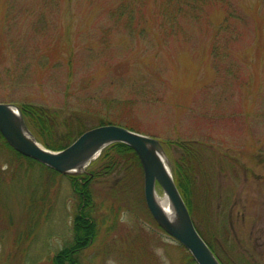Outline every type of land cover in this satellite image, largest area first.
<instances>
[{
  "label": "rangeland",
  "instance_id": "rangeland-1",
  "mask_svg": "<svg viewBox=\"0 0 264 264\" xmlns=\"http://www.w3.org/2000/svg\"><path fill=\"white\" fill-rule=\"evenodd\" d=\"M121 1L0 0V103L47 111L67 145L110 124L157 138L173 172L184 157L191 218L221 259L264 264V0ZM9 146L0 264H53L81 211L73 179ZM108 160L86 168L99 230L79 264H187L150 213L143 167Z\"/></svg>",
  "mask_w": 264,
  "mask_h": 264
},
{
  "label": "water",
  "instance_id": "water-1",
  "mask_svg": "<svg viewBox=\"0 0 264 264\" xmlns=\"http://www.w3.org/2000/svg\"><path fill=\"white\" fill-rule=\"evenodd\" d=\"M0 131L13 149L64 175L81 174L86 165L112 144L131 146L142 163L145 201L155 221L183 244L199 264H220L195 229L174 180L168 154L158 139L110 124L90 129L67 148L52 151L38 141L21 110L9 103H0ZM157 186L168 200V209L158 199Z\"/></svg>",
  "mask_w": 264,
  "mask_h": 264
},
{
  "label": "trees",
  "instance_id": "trees-1",
  "mask_svg": "<svg viewBox=\"0 0 264 264\" xmlns=\"http://www.w3.org/2000/svg\"><path fill=\"white\" fill-rule=\"evenodd\" d=\"M119 2H120L119 4L120 6L124 5V2H122L121 0H119ZM119 8L120 7L117 6V12ZM122 11L123 10H121V14H122L121 16H123ZM22 109L29 127L45 146L55 150L68 146L66 144L67 135H65L64 133L60 135L56 133V127L54 126V122H53L54 120H52L53 119L52 115L47 113V111H43L42 109L38 110V112L37 111L28 112L29 109H32V107H28V106L27 107L24 106ZM49 123H51V125H49ZM83 132L84 131L79 132L78 135L75 137V139L78 136H80ZM2 141L5 144H7L4 137L0 133V142ZM56 141L58 142L56 143L58 144V146L56 147L52 146ZM7 146L9 145L7 144ZM181 146L183 147L181 148ZM181 146H179V148L182 150V152L183 153L187 152L188 144L185 146L184 145ZM170 148L171 147H169L168 150L169 155H170ZM194 151L195 153H197L196 150ZM15 154L21 157V155L18 154L17 152H15ZM130 155H132L133 157H130ZM26 160L35 162L34 160L28 158ZM102 160H108V162L104 166V169L107 172H110L115 168L118 169L121 166V164L125 168H127V170H131V166H136L137 163L139 164L138 157L135 154V152L131 148L123 144H115L105 149L101 154V156L96 160V162H101ZM183 162H185V159L184 157H181L175 163L174 176L181 189L183 196L185 197L187 203L190 205V209L193 210L191 203V194H192V187L194 185L191 182L192 177L191 176L189 177L188 168L186 169ZM35 163L40 164L38 162ZM40 165L49 171L59 174L56 171L42 164ZM81 176L70 177L71 179H73L72 185L77 196L79 197L80 200L79 209H81L80 213H78L75 217L73 240L69 245H67L65 248L61 249L56 253V255L53 258V264H79L77 253H79L80 250H83L84 248L88 247L90 242L92 244L93 240L96 239L98 234L99 228L91 217L93 211L89 210L90 206H92L93 200L90 194V190L86 185L87 183L84 184L80 181V179L84 178ZM189 179H190L189 182L190 188H187L186 185L188 184V182L185 185L183 183L185 180H189ZM84 210H88V211H84ZM187 258L189 259V261H187V264H195L189 253H187Z\"/></svg>",
  "mask_w": 264,
  "mask_h": 264
},
{
  "label": "bare ground",
  "instance_id": "bare-ground-1",
  "mask_svg": "<svg viewBox=\"0 0 264 264\" xmlns=\"http://www.w3.org/2000/svg\"><path fill=\"white\" fill-rule=\"evenodd\" d=\"M22 114H23V116H24V118H25V115H24V113L22 112ZM25 120H26V118H25ZM27 122V121H26ZM28 124V123H27ZM112 125V124H111ZM29 126V125H28ZM30 128V127H29ZM30 130H31V128H30ZM90 129H88V130H85L83 133H85V132H87V131H89ZM32 131V130H31ZM33 132V131H32ZM136 132V131H135ZM0 133H1V131H0ZM82 133V134H83ZM139 133V132H138ZM81 134V135H82ZM142 134V133H141ZM1 135L3 136V134L1 133ZM80 135V136H81ZM144 135H146V134H144ZM80 136H78L77 138H79ZM149 136V135H148ZM4 137V136H3ZM152 137V136H151ZM76 138V139H77ZM153 138H155V137H153ZM4 139H5V137H4ZM75 139V140H76ZM157 139V138H156ZM74 140V141H75ZM5 141H6V143L8 144V145H10L9 144V142L5 139ZM39 141V140H38ZM73 141V142H74ZM40 142V141H39ZM72 142V143H73ZM41 143V142H40ZM71 143V144H72ZM70 144V145H71ZM115 144H123V145H126V146H128L129 148H131L134 152H135V154L137 155V157H138V161H139V164L141 165V167H142V163H141V160H140V158H139V156H138V154H137V152L131 147V146H129V145H127V144H125V143H115ZM115 144H112V145H115ZM112 145H110V146H112ZM44 146V145H43ZM69 146V145H68ZM67 146V147H68ZM110 146H108V147H110ZM45 147V146H44ZM67 147H64V148H61V149H59V150H52V149H50V150H52V151H60V150H63V149H65V148H67ZM108 147H106L105 149H107ZM47 148V147H46ZM49 149V148H48ZM104 149V150H105ZM103 150V151H104ZM103 151L100 153V154H98L88 165H86L85 166V170H84V172H82L81 174H79V175H66V176H81V175H83V176H81V177H84V178H82V179H80V181L82 182V183H84V184H86V183H89L90 182V180H91V178H92V173L90 172V171H88L86 168H88L89 166H92V164L101 156V154L103 153ZM15 152H17L18 154H20L21 155V157L22 158H28V159H31V160H34L33 158H30V157H28V156H25L24 154H22V153H20L19 151H17V150H15ZM168 154V157H169V153H167ZM169 160H170V158H169ZM35 162H38V161H36V160H34ZM39 163V162H38ZM170 163H171V171H172V174H173V177H174V180H175V182H176V184H177V187H178V189H179V191H180V193H181V195H182V198H183V200H184V202H185V204H186V206H187V209H188V211H189V214H190V216H192V213L194 212V208H193V205H192V208H193V210H191L190 209V205L187 203V201H186V199H185V197L183 196V194H182V192H181V189H180V187H179V185H178V183H177V181H176V179H175V176H174V172H173V169H172V162H171V160H170ZM41 164V163H40ZM43 165V164H42ZM44 166H46V165H44ZM46 167H48V166H46ZM48 168H50V167H48ZM50 169H52V168H50ZM53 170V169H52ZM55 171V170H54ZM57 172V171H56ZM57 173H59V172H57ZM59 174H61V173H59ZM62 175H64V174H62ZM86 177V178H85ZM158 187V189L160 188V186H157ZM163 192V191H162ZM158 193H159V190H158ZM162 194V193H161ZM144 195H145V192H144ZM158 199H159V201H160V203L163 205V207L165 208V209H168L169 207H168V205H169V203H168V200H167V198L165 197V196H162V195H160V194H158ZM192 203V202H191ZM151 213V212H150ZM152 215V214H151ZM157 222V221H156ZM193 224H194V226H195V229L197 230V232H198V234L203 238V240H204V242L206 243V245L209 247V249L212 251V253L214 254V256L217 258V260L219 261V263L220 264H226L222 259H221V257H220V255H219V253H218V251L216 250V248L214 247V245H213V243L211 242V241H208L205 237H203L202 235V232L200 231V229L195 225V223H194V221H193ZM157 225L160 227V229H162L166 234H168L158 223H157ZM170 236V235H169ZM171 237V236H170ZM175 240V239H174ZM176 241V240H175ZM176 242H178V241H176ZM184 249H185V252H187V253H189V251H188V249L183 245V244H181L180 242H178ZM190 254V253H189ZM191 255V254H190ZM191 257H192V259H193V261H194V263L195 264H199L195 259H194V257L191 255Z\"/></svg>",
  "mask_w": 264,
  "mask_h": 264
}]
</instances>
